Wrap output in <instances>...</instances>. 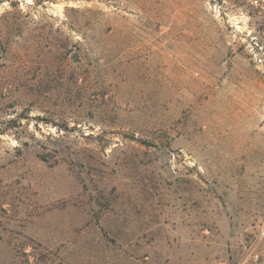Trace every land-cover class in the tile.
<instances>
[{"label": "rangeland", "instance_id": "obj_1", "mask_svg": "<svg viewBox=\"0 0 264 264\" xmlns=\"http://www.w3.org/2000/svg\"><path fill=\"white\" fill-rule=\"evenodd\" d=\"M263 29L242 0H0V264H264Z\"/></svg>", "mask_w": 264, "mask_h": 264}, {"label": "built area", "instance_id": "obj_2", "mask_svg": "<svg viewBox=\"0 0 264 264\" xmlns=\"http://www.w3.org/2000/svg\"><path fill=\"white\" fill-rule=\"evenodd\" d=\"M242 1H244L252 9L253 12L264 17V0H242ZM212 6H213V10H216L217 12L220 11V5L217 4V2H213ZM252 53L258 56L259 62L261 63L263 62L264 43H259L255 36L252 37Z\"/></svg>", "mask_w": 264, "mask_h": 264}]
</instances>
